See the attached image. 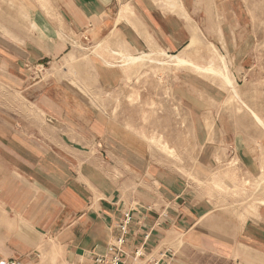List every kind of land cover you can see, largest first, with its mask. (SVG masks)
<instances>
[{"label":"crops","instance_id":"obj_1","mask_svg":"<svg viewBox=\"0 0 264 264\" xmlns=\"http://www.w3.org/2000/svg\"><path fill=\"white\" fill-rule=\"evenodd\" d=\"M249 28L238 0H0V85L12 96L28 98L60 126L80 132L86 148L99 149L67 151L54 140L34 142L21 125L0 126V261L38 264L32 256L43 247L49 255L57 252L58 264H95L122 237L129 215L126 264H264L263 193L250 207L226 206L219 195L209 196L146 152L130 150L113 131L103 142L96 120L90 125L93 138H86L82 98L33 71L58 65L92 44L90 57L113 86L117 72L105 58L121 51L179 55L197 34L221 53L239 80L238 66L249 54ZM204 59L194 62L213 69L209 59L220 61L212 53L208 65ZM175 76L174 90L193 120L197 167H224L234 148L246 173L262 177L264 160L236 143L231 148L236 141L224 135L219 113L215 128L207 127V116L225 101L227 90L196 71L182 69Z\"/></svg>","mask_w":264,"mask_h":264},{"label":"rangeland","instance_id":"obj_2","mask_svg":"<svg viewBox=\"0 0 264 264\" xmlns=\"http://www.w3.org/2000/svg\"><path fill=\"white\" fill-rule=\"evenodd\" d=\"M238 1L244 5L251 30L249 54L244 58L245 63L238 66L241 69L239 80L230 74L228 63L218 50L215 57L225 60V64L220 67L219 62L212 63L215 74H207L190 65L178 67L172 56L164 51L136 54L142 58L136 63H127L124 54L128 53L121 51L124 54L118 52L105 58L110 71L117 72L116 84L112 86L102 80L104 74L101 75L97 59L90 57L89 48L92 44L83 46V52L63 59L58 65L43 64V67H33V71L45 80H58L82 98L88 123L86 138H93L90 125L96 120L101 125L100 136L103 142L118 135L131 147L130 150L142 154L146 152L152 156V161L175 171L194 184H200L209 196L219 195L221 200H225L224 205L234 202L237 208L250 207L255 203L257 195L264 194V173L260 178L250 177L233 147L236 143L237 149L245 148L254 158L258 154L264 160V0ZM174 9L178 12L181 7ZM194 40L188 49L174 56L184 54L194 65V61L202 62V59L208 58L212 47L206 45L203 36L195 34ZM182 69L196 71L204 78L217 80L227 90L225 101L212 110L214 114L206 118L209 130L214 129L215 118L219 113L217 118L221 120L224 135L228 134V139L231 136L236 141L231 143L233 149L230 150L233 152L227 158L226 165L220 169L201 170L197 167L193 120L174 90L175 75ZM11 94V90L0 85V126L14 128L21 125L29 131L27 136L34 142L44 145L54 140L61 149L67 151L98 149L92 146L86 148L83 141H79L82 138L80 132L69 125L60 126L34 107L28 98ZM251 111L263 123L254 118ZM75 123L76 126L83 125L81 122ZM116 152L118 155L121 153ZM118 155L114 156V160L119 161ZM36 253L41 257L37 254L32 257L39 261L38 264L60 262L57 252L53 251L49 255L43 247H39Z\"/></svg>","mask_w":264,"mask_h":264},{"label":"built area","instance_id":"obj_3","mask_svg":"<svg viewBox=\"0 0 264 264\" xmlns=\"http://www.w3.org/2000/svg\"><path fill=\"white\" fill-rule=\"evenodd\" d=\"M130 216L127 215L126 220L123 223L122 231L123 235L120 238H117L116 242L114 244H111L108 250V253L106 255H98V257L95 258V264H126L125 261L122 260V255L124 253L123 247L126 243V239H124V236L127 233L128 223L130 222ZM139 253L137 252L135 261L139 257ZM0 264H20L18 260H2L0 261Z\"/></svg>","mask_w":264,"mask_h":264},{"label":"bare ground","instance_id":"obj_4","mask_svg":"<svg viewBox=\"0 0 264 264\" xmlns=\"http://www.w3.org/2000/svg\"><path fill=\"white\" fill-rule=\"evenodd\" d=\"M118 53V52H117ZM122 52H120V54H121ZM211 53L213 54V55H215V53H217V51H216V48H214V47H212V50H211ZM122 54H124V53H122ZM125 55V59L127 60L126 62L127 63H129V62H133V63H136L138 60H140L141 58H142V56L140 55V56H135V57H132L131 55H129V54H124ZM172 59H174V61H175V63H176V65L178 66V67H180V66H192V67H196V69L197 70H200V71H202V72H206L207 74L208 73H212V74H215V71L211 68V66H209V68L207 69V70H205V69H202V68H200V67H198V66H196V65H194V64H192L190 61H187L186 59H184L183 57H179V56H172ZM220 59V58H219ZM214 62H219V66L221 67V65L223 66L224 65V61L222 60V59H220V61H217V60H211V59H209V61H208V64L210 63V64H214ZM216 65V64H215ZM220 73V72H219ZM230 82V81H229ZM232 83V82H231ZM251 114H252V116L254 117V118H256L260 123H263L262 122V120L257 116V114L256 113H254V112H252L251 111Z\"/></svg>","mask_w":264,"mask_h":264}]
</instances>
